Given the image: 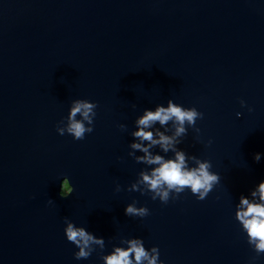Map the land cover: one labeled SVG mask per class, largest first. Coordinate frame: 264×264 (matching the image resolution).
<instances>
[{
	"label": "water",
	"instance_id": "95a60500",
	"mask_svg": "<svg viewBox=\"0 0 264 264\" xmlns=\"http://www.w3.org/2000/svg\"><path fill=\"white\" fill-rule=\"evenodd\" d=\"M77 99L96 103L83 139L66 130ZM170 99L204 113L177 145L190 165L195 154L220 173L202 200L190 188L153 199L139 183L156 165L131 147L136 119ZM256 152L264 0H0V264H104L133 236L158 245L166 264H264L235 216L239 194L264 179ZM129 203L149 212L126 215ZM69 221L104 246L76 259Z\"/></svg>",
	"mask_w": 264,
	"mask_h": 264
},
{
	"label": "clouds",
	"instance_id": "9594fccd",
	"mask_svg": "<svg viewBox=\"0 0 264 264\" xmlns=\"http://www.w3.org/2000/svg\"><path fill=\"white\" fill-rule=\"evenodd\" d=\"M246 103L241 99V105ZM95 108L96 103L91 100L77 99L73 102L68 114L66 130L74 139H83L86 133L93 131ZM77 113H80L81 118H77ZM203 115L204 113L195 106L186 107L170 99L167 105L158 104L155 108H146L143 114L137 117L138 127L133 130L132 135L139 139H134L131 147L140 149L144 153L136 157L138 160L156 165L150 171H143L139 181V183L146 184L148 189L154 193L153 199L159 196L161 200L167 201L171 190L179 193L185 188H190L191 192L196 194L197 199L202 200L220 181V173L212 170L211 160L193 154L191 159L195 161V164L190 165L189 154L183 148L177 147L180 143L178 138L187 132L186 125H195L197 118H202ZM157 121L163 126H167L168 122L172 121L175 126L174 132L169 133L166 128H154L153 125ZM57 130L63 135L65 127H57ZM208 143H212L211 138ZM154 145H159L165 153L171 149L175 154L170 157L159 152L153 154L150 149ZM262 156L264 153L256 152L254 159L260 161ZM70 179L69 176H64L62 195H65L64 189L68 186ZM138 186V183H134L132 188ZM74 188L75 185L71 183V191H68L67 195L72 193ZM49 203H53L51 198ZM124 211L126 215L144 216L149 209L147 206L137 207L135 203H129ZM235 216L246 233L248 243L257 253L264 252V179L259 180L247 193L239 194ZM64 232L66 238L77 246L74 251L76 259L89 257L96 244L104 246L102 235L98 236L86 227L76 225L75 222H67ZM102 260L104 264H166L160 259L159 246L152 245L150 249L146 248L141 236L128 239L127 246L114 245L111 251L104 253Z\"/></svg>",
	"mask_w": 264,
	"mask_h": 264
},
{
	"label": "rangeland",
	"instance_id": "374dc122",
	"mask_svg": "<svg viewBox=\"0 0 264 264\" xmlns=\"http://www.w3.org/2000/svg\"><path fill=\"white\" fill-rule=\"evenodd\" d=\"M69 186H67L65 189H64V193H67L70 189V187L68 188Z\"/></svg>",
	"mask_w": 264,
	"mask_h": 264
}]
</instances>
